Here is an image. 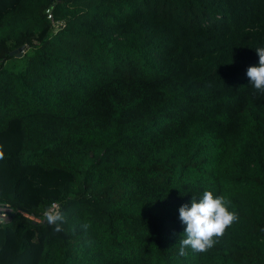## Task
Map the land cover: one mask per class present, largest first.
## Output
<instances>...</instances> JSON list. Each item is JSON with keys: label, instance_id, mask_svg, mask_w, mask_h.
<instances>
[{"label": "trees", "instance_id": "obj_1", "mask_svg": "<svg viewBox=\"0 0 264 264\" xmlns=\"http://www.w3.org/2000/svg\"><path fill=\"white\" fill-rule=\"evenodd\" d=\"M258 47L264 0H0V264H264ZM204 190L239 218L182 256Z\"/></svg>", "mask_w": 264, "mask_h": 264}, {"label": "clouds", "instance_id": "obj_2", "mask_svg": "<svg viewBox=\"0 0 264 264\" xmlns=\"http://www.w3.org/2000/svg\"><path fill=\"white\" fill-rule=\"evenodd\" d=\"M255 49L259 63L249 66L246 75L249 84L258 92L264 93V47ZM3 158L4 152L0 151V159ZM44 217L48 224L55 226V231L63 230L65 215L55 205L44 211ZM238 218V213L230 211V201L225 195L204 190L199 198L193 196L190 205L185 203L179 208V219L185 225L179 241V254L186 255L188 249L198 253L208 251Z\"/></svg>", "mask_w": 264, "mask_h": 264}, {"label": "built area", "instance_id": "obj_3", "mask_svg": "<svg viewBox=\"0 0 264 264\" xmlns=\"http://www.w3.org/2000/svg\"><path fill=\"white\" fill-rule=\"evenodd\" d=\"M47 14H48V18L53 20L52 8L47 9ZM57 30H58V27L55 31H57ZM52 205H55V208L58 210L59 205L57 203H54ZM19 212L22 213L25 217H27V218L35 221V222H38V223H43L46 220L44 215H43V217L39 218V217H36V216L31 215V214L26 213V212H22V211H19ZM14 213H15L14 209L9 204L0 203V224H5V223L10 222L12 215Z\"/></svg>", "mask_w": 264, "mask_h": 264}, {"label": "rangeland", "instance_id": "obj_4", "mask_svg": "<svg viewBox=\"0 0 264 264\" xmlns=\"http://www.w3.org/2000/svg\"><path fill=\"white\" fill-rule=\"evenodd\" d=\"M59 25H57L56 27H54L53 28V32L57 29V27H58ZM26 52V51H25ZM24 55V53L21 55V56H19L18 55V58L19 59H13L12 61H8L7 62V65L8 66H12L14 63H15V66H14V68H15V70H20V69H22L24 66H25V60L24 59H21L22 58V56Z\"/></svg>", "mask_w": 264, "mask_h": 264}, {"label": "water", "instance_id": "obj_5", "mask_svg": "<svg viewBox=\"0 0 264 264\" xmlns=\"http://www.w3.org/2000/svg\"><path fill=\"white\" fill-rule=\"evenodd\" d=\"M16 53H18V55L21 56L24 53V46H21L19 49L12 51L11 55H14Z\"/></svg>", "mask_w": 264, "mask_h": 264}]
</instances>
